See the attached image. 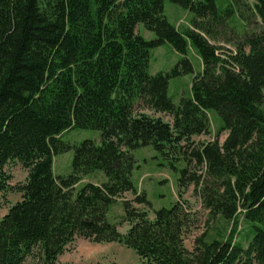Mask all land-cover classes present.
I'll return each instance as SVG.
<instances>
[{
  "label": "trees",
  "instance_id": "1",
  "mask_svg": "<svg viewBox=\"0 0 264 264\" xmlns=\"http://www.w3.org/2000/svg\"><path fill=\"white\" fill-rule=\"evenodd\" d=\"M193 14L191 27L178 31L163 13L164 0H0V192L10 176L9 160L27 168L21 200L0 219V264H58L77 236L96 243L118 242L143 264H264V32L244 36L235 54L221 58L210 43V24L235 11H249L264 23V0H231L224 11L216 0H170ZM138 23L156 38L145 40ZM169 42L181 54L169 72H148L149 52ZM192 46L202 61L191 96L175 105L169 79L193 72ZM247 49V50H246ZM172 116V123L144 112ZM220 116L227 135L191 152L203 176L182 169L179 186L194 183L203 205L232 220L227 239L183 243L192 215L184 203L146 211L123 203L130 224L120 233L109 223L110 204L132 192L134 202L150 203L132 181L133 151L144 146L165 153L193 135L208 132V111ZM97 129L101 143L71 145L59 139L73 128ZM73 150L71 172L55 176L53 157ZM102 171V184L83 177ZM1 207V202H0ZM254 236L244 247L233 241L238 217ZM249 227V228H250Z\"/></svg>",
  "mask_w": 264,
  "mask_h": 264
},
{
  "label": "rangeland",
  "instance_id": "2",
  "mask_svg": "<svg viewBox=\"0 0 264 264\" xmlns=\"http://www.w3.org/2000/svg\"><path fill=\"white\" fill-rule=\"evenodd\" d=\"M201 1V0H195ZM252 3L253 0H247ZM231 0H216L218 10L227 9ZM163 13L169 23L183 32L191 27L193 14L182 6L164 0ZM248 20L244 21L235 11L230 16H223L219 21H213L210 17L204 19V23L210 24V35L207 39L217 47V53L221 58L229 54H235L237 46L246 35L264 32V23L260 17L248 12ZM136 32L145 40H153L156 35L145 28L143 23H138ZM247 50V49H246ZM178 53L169 42L151 48L149 52L148 72L153 75L158 72H169L180 60ZM187 58L191 62L193 72L171 77L167 86V94L175 105L183 97L191 96V85L194 76L202 71V61L192 46L187 48ZM144 112L152 117H159L165 122L172 123V116L164 112H155L146 108L142 100L134 105V114ZM209 128L205 134L193 135L189 140L181 141L176 147L170 148L165 153L158 152L152 146H144L133 151L135 166L132 172L133 185L138 194H144L149 205L134 202L132 192L123 193L113 201L107 211V221L116 226L117 230L124 234L130 224L125 220L123 203L129 202L132 208L138 211H146L148 218H154V211L161 208H169L174 202L185 204L192 215V223L183 234V243L187 249H192L194 240L203 236L205 240L227 239L232 229V220L224 219L220 214L207 209L198 194L199 187L194 183H185L179 186V178L182 169L187 170V175L203 176L204 169L195 162L191 152L200 146L218 141L221 145L227 135L222 130L223 122L215 110H209ZM63 142L78 145L84 140H92L96 144L101 143V132L97 129L73 127L59 136ZM73 150L58 153L53 157L52 170L55 176H67L71 172ZM3 170L10 176L7 181V189L0 192V219L7 213L9 207L21 200L22 192L19 188L27 179L28 170L18 160H9ZM106 176L102 171H95L77 184V193L86 183L102 184ZM242 216L238 217V225L233 234V241L240 242L246 247L254 236V231ZM58 264H143L142 260L131 248L118 242L96 243L81 236H77L66 245L61 255L57 257ZM26 264H39L37 259L29 258Z\"/></svg>",
  "mask_w": 264,
  "mask_h": 264
}]
</instances>
